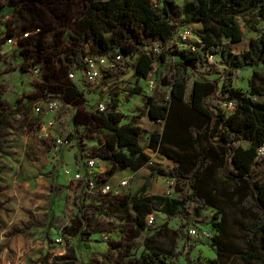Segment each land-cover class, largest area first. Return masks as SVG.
Masks as SVG:
<instances>
[{
  "label": "trees",
  "instance_id": "trees-1",
  "mask_svg": "<svg viewBox=\"0 0 264 264\" xmlns=\"http://www.w3.org/2000/svg\"><path fill=\"white\" fill-rule=\"evenodd\" d=\"M9 8L10 11L2 13L8 18L3 19L7 24L0 41L16 38L27 67L35 65L32 60L36 48H42L36 42L38 34L21 37L29 30H22L14 23L16 5H4L2 9ZM256 8L263 9L264 0H188L181 3L175 0H159L158 3L92 0L76 23L77 34L85 39H80L84 47L74 52L73 62L65 64L64 68L51 57L45 61V76L41 75L42 82L37 89L39 98L48 95L72 104L76 108L75 123L79 110L101 120L110 137L103 147L104 155L96 154L99 158L132 172L146 166L150 170L139 190L124 196V202L130 205L128 221L134 228V237L142 231L149 233L142 242L141 264H169L162 249L150 244L155 235L165 231L161 226L148 224V216L161 212L166 221L177 216L179 221L182 220L181 227L185 226L183 220H189V216L195 222L202 221L201 210L216 206V195L220 192L212 185L216 182L222 184V194L228 201L250 217L249 221L239 223L243 245L241 249H233L234 256L244 264H264V157L258 155L259 148L264 147V32L251 37L243 49L235 46L243 37L237 18L249 28L244 16ZM190 24H200L202 28L199 40L193 41L195 49L182 46L171 51L175 68L189 69L194 75L189 93L185 80L175 78L174 74L170 81L160 78L171 86L167 101H159L152 95L145 98V115L151 124L159 123V129H144L135 121L121 124L123 114L115 109L128 100L123 89L112 93L109 111L88 112L84 109L82 94L67 76L70 70L83 69L86 44H91L101 54L116 52L117 48L125 53L116 34L121 29L126 30L137 42L131 53L133 62L129 64L133 75L146 78L156 64L170 63H167L165 52L158 56L146 53L143 41L156 37L166 43L178 27ZM209 56H216L218 64L229 76L236 70L250 69L247 93L233 88L227 81L229 77L227 82H220L222 74L212 63L208 64L212 67L211 76L199 72ZM134 90L140 91V88ZM222 100H233L234 108L224 110L219 103ZM152 152L172 160V169L165 171L149 165ZM155 172L174 178L172 196L147 193L151 175ZM218 215L215 213L214 218ZM213 226L217 233L212 240L219 255L224 221L213 222ZM89 230L88 225L82 227V239ZM189 250L185 253L186 264H224L217 258L206 262L194 260ZM171 254L179 256L182 253Z\"/></svg>",
  "mask_w": 264,
  "mask_h": 264
},
{
  "label": "rangeland",
  "instance_id": "rangeland-1",
  "mask_svg": "<svg viewBox=\"0 0 264 264\" xmlns=\"http://www.w3.org/2000/svg\"><path fill=\"white\" fill-rule=\"evenodd\" d=\"M90 1L92 0H0V10L4 5L15 4L18 9L14 11V21L23 28L22 30H31L36 25L42 27L41 33L36 37V42L41 44L42 48H36L32 62L41 67L40 74L44 77L43 66L47 59L51 57L66 68L65 64L73 62L74 52L83 49L84 45H81L80 39L84 36L79 37L77 34L76 23ZM150 1L158 3L159 0ZM175 1L181 3L188 0ZM4 16L1 18L5 20ZM244 18L248 20L249 28L245 27L241 18H237L243 33L242 41L235 45L237 49L245 48L251 37L264 32V8H256L245 14ZM1 22L2 20L0 28ZM189 26L194 34L191 41H194L202 30L201 25ZM119 31L116 34L119 45L124 48L125 53L131 55L137 42L126 30ZM3 52L0 70L10 69V72L2 75L8 85L4 97L12 106L7 104L0 108V264H141L139 257L143 249L142 242L144 236L149 233L142 231L134 237V228L128 221L129 206L124 202V196L109 195L95 201V198L85 195L76 183L80 188V195L77 196L68 188L74 187L73 182H68L59 172H54V169L46 168L45 150L51 145V138L48 141L49 139L39 137L40 117L35 115L33 110L32 115L24 116L25 111H21L19 102L16 103V98L28 91L32 77L29 72L17 67L20 59L16 51ZM206 61L207 64L200 67L199 72L211 76L209 72L212 67L208 64L212 63L222 74L220 82L229 77L227 81L233 88L247 93L250 69L236 70L229 76L218 64L216 56H209ZM155 71L158 79L165 77L170 81L175 74V78L185 80L187 94L189 93L194 80V75L189 69L185 71L177 67L174 70L171 64H165L156 66ZM77 73V77H80L81 71L78 70ZM116 74L110 80L113 81L115 76H118L117 79L121 81L116 79V84L111 83L107 91L112 96L113 92L123 89L128 95L127 102L119 104L115 109L123 114L121 124L135 121L144 129H159L161 125L151 124L145 115V98L149 93L146 91L144 79L129 84L128 80H122L128 76V72ZM105 81L107 79H104L101 87L105 86ZM135 88H140V91L134 90ZM153 96L157 100L165 98V94L161 93ZM95 103L96 99L89 104ZM76 122L87 126L86 134L77 137L81 148H90L95 155L103 156V147L110 137V132L103 122L83 113L82 110H79ZM143 134L145 137V132ZM151 161L155 168L165 171L174 166L172 160L159 153H151ZM115 168L121 169L113 165L112 171ZM127 172V177L130 178L126 192L133 195L139 190L150 170L146 166L136 172ZM122 174L124 173L118 170L113 177L118 180ZM108 175H111V172ZM53 179L55 181H52ZM212 185L220 191L216 195V206L203 208L200 216L202 221H196L197 224L211 229L209 239L192 240L183 231L180 225L182 220L179 221L177 216L166 221L161 212L153 213V224L161 226L165 232L155 235L150 244L153 243L162 249L169 264H186L185 253L190 245V256L194 260L206 262L217 258L224 264H244L234 256L233 249L242 248L243 239L239 223L249 221L250 217L228 201L227 196L222 194L223 186L220 182ZM169 186L167 177L155 172L151 175L147 193L172 196L173 192L169 190ZM215 213L219 214L218 218H214ZM221 220L224 221L225 230L220 236L223 244L219 245L218 255L216 244H213L212 240L213 235L217 233L213 222ZM79 222L88 225L90 229V235L86 236L85 240L81 238V234L78 235ZM58 236H61L60 244L54 241ZM177 251L182 254H171Z\"/></svg>",
  "mask_w": 264,
  "mask_h": 264
},
{
  "label": "built area",
  "instance_id": "built-area-1",
  "mask_svg": "<svg viewBox=\"0 0 264 264\" xmlns=\"http://www.w3.org/2000/svg\"><path fill=\"white\" fill-rule=\"evenodd\" d=\"M5 19L8 15L4 16ZM42 28L39 26L34 27L32 30L24 31L21 37H27L30 34H39ZM194 34L189 25H183L178 27V29L173 33L171 39L164 43L161 39L156 37H148L145 41L144 49L146 53H153L155 56L160 55L162 52L166 53L167 63H170L175 70L174 66V55L171 51L176 47H189L195 49L193 41ZM193 40H199L198 37ZM8 43L18 46V40L16 38L7 39ZM85 55L83 56V69H77L81 71V77L75 79V71L73 69L68 72V78L75 84L79 92L82 94L84 104L89 111H109L111 95L108 93V86L117 79L111 81L113 75L116 73H129L131 75L128 79L129 84L137 83L138 81L144 79L146 82L145 87L149 95L165 94V98L160 99L165 102L170 96V84H164L157 77V71L155 67L148 73L146 78H138L133 75V70L130 67V63L133 62V56L127 53L117 50L116 52H109L107 54H101L96 52L91 44L85 45ZM221 66V65H220ZM41 67L38 65H31L28 67L27 72H29L32 78L40 76ZM76 70V69H75ZM105 81V86L101 87V83ZM111 79V80H110ZM119 79H117L118 81ZM111 81V82H110ZM121 81V80H119ZM109 84V85H108ZM116 84V82L114 83ZM100 87V92L96 93ZM94 89V90H93ZM96 89V90H95ZM116 92V91H115ZM110 95V96H109ZM96 99L94 105H90V101ZM220 106L227 111H231L234 108L233 100H222L219 101ZM33 113L40 117L39 126V137L44 140L50 141L49 150L51 153V158L53 161H58V153L61 150L71 149L76 153L77 166L72 169L68 166L63 167V174L76 183H78L81 190L85 195L91 196L96 200L103 199L107 195H121V189L128 185V180L130 177H125L120 179L116 184H112L105 179L104 172L97 169L98 163L103 160L96 156L92 149L81 148L80 141L77 140L78 136H84L86 134L87 126L83 123H75L76 108L57 97H49L48 95H42L38 101L32 107ZM263 148L260 147L258 150V155L261 156L263 153ZM156 153V152H152ZM149 165L153 164L151 158L148 162ZM170 181L169 190L175 192L174 178L167 177ZM189 220H183L185 226L183 227L186 235L197 241H203L211 237V231L205 226L197 224V222L192 220V216H189ZM147 223H153V214H150L147 218ZM56 244L62 243L61 236L54 239Z\"/></svg>",
  "mask_w": 264,
  "mask_h": 264
},
{
  "label": "crops",
  "instance_id": "crops-1",
  "mask_svg": "<svg viewBox=\"0 0 264 264\" xmlns=\"http://www.w3.org/2000/svg\"><path fill=\"white\" fill-rule=\"evenodd\" d=\"M7 10L10 11L11 8H9V9H2V11L0 12V20H2V22H1V28H0V39H1L2 35H3L4 26L7 24V23L4 22V20L1 17H2V13H6ZM9 24H10L11 27L13 26V23L12 22H10ZM2 48H5V49H2ZM3 50H13V51H16L17 52V57L20 59V61L17 64V67L20 68L21 70L27 72L28 67L25 64L26 58L23 57L22 54L20 53L21 45L14 46L13 44L8 43L7 41H0V58H2L4 56L3 55L4 54ZM74 71H75V79H79L81 77V75H80V77H77L78 76V73H77L78 70L77 69L76 70L74 69ZM7 72H10V69H7L6 68L4 71L3 70L2 71L0 70V89H1V93H0V108L5 107L7 104H10L8 102V100L4 97V94L6 93V91L8 89V85L4 81V79L2 78V75L4 73H7ZM130 75H131V73H128V76L127 77H124L122 80L127 81L129 79ZM40 82H42V76L41 75L40 76H37V77H34V78H31L29 80V88H28V91L25 92V93H22L19 97L16 98V103L19 102L18 103L19 106L22 107V110L21 111H25L24 112V116H30V115H32V107H33V105L39 99V95L37 94V89H38V84ZM95 92L96 93H99L100 90L98 89ZM83 105H84V109L86 111L91 112V111H89L86 108L85 104H83ZM0 110H2V109H0ZM45 157H46V162H45L46 163V168H48L50 170H53L54 169V172H56V171L59 172L60 175L64 179H66L68 182H73L74 183V187H68V188L75 195H77V196H78V194L80 195V188L76 185V182L72 181L70 179V177L65 176L63 174V172H62L64 166H68V167H70L72 169H75L76 168V166H77L76 153L73 150H71V149L61 150L58 153V158L59 159H58L57 162H55V161L52 160L51 153H50V150H49V146H47L46 147V150H45ZM102 160H103L102 162L98 163L97 169L99 171H103L104 172L105 179L106 180H109L110 183L116 184L121 178L127 177V174H128L127 171H130V170L124 169V168H121V169L115 168L112 171V166L113 165L111 164V162H109L108 160H104V159H102ZM118 170L121 171L124 174H122L123 176H121L118 180H116V179H114L113 176H114V174ZM50 172H53V171H50ZM109 172H111V175H108ZM52 181H55V179H53ZM127 187L128 186H125V187H123L121 189V195H123V196L129 195L126 192ZM114 197H117V196H114ZM95 201H97V200H95ZM127 205L130 206L129 204H127ZM79 225H80V228H79V231H78V235H80V233L82 231V227L84 226L83 225V222H81V223L79 222ZM88 235H90V234H88ZM88 235H86V236L88 237ZM86 236H85V238H83L84 240L86 239Z\"/></svg>",
  "mask_w": 264,
  "mask_h": 264
}]
</instances>
